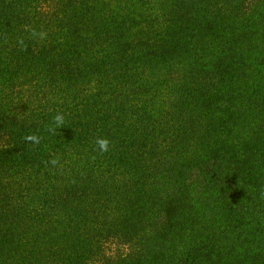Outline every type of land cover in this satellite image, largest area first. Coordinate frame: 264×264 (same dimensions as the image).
Wrapping results in <instances>:
<instances>
[{
  "label": "trees",
  "instance_id": "trees-1",
  "mask_svg": "<svg viewBox=\"0 0 264 264\" xmlns=\"http://www.w3.org/2000/svg\"><path fill=\"white\" fill-rule=\"evenodd\" d=\"M246 2L0 0V264H264Z\"/></svg>",
  "mask_w": 264,
  "mask_h": 264
},
{
  "label": "rangeland",
  "instance_id": "rangeland-1",
  "mask_svg": "<svg viewBox=\"0 0 264 264\" xmlns=\"http://www.w3.org/2000/svg\"><path fill=\"white\" fill-rule=\"evenodd\" d=\"M257 0H247L246 2V10L248 11L249 8L254 7ZM128 252V249L125 246H122L116 242H109L104 246L103 250V256L105 258H117L121 257L124 254ZM102 256L100 257V260H104ZM97 262V261H96ZM96 262H92L91 264H97Z\"/></svg>",
  "mask_w": 264,
  "mask_h": 264
},
{
  "label": "clouds",
  "instance_id": "clouds-1",
  "mask_svg": "<svg viewBox=\"0 0 264 264\" xmlns=\"http://www.w3.org/2000/svg\"><path fill=\"white\" fill-rule=\"evenodd\" d=\"M61 119H62V118L59 117V116L56 117V120H57V121H60ZM105 143H106V142H103V141H102V142H101V146L103 147Z\"/></svg>",
  "mask_w": 264,
  "mask_h": 264
}]
</instances>
